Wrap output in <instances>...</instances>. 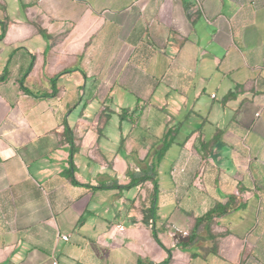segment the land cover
I'll return each instance as SVG.
<instances>
[{
  "label": "crops",
  "instance_id": "0c3cea01",
  "mask_svg": "<svg viewBox=\"0 0 264 264\" xmlns=\"http://www.w3.org/2000/svg\"><path fill=\"white\" fill-rule=\"evenodd\" d=\"M165 260L264 264V0H0V264Z\"/></svg>",
  "mask_w": 264,
  "mask_h": 264
},
{
  "label": "trees",
  "instance_id": "16d2710c",
  "mask_svg": "<svg viewBox=\"0 0 264 264\" xmlns=\"http://www.w3.org/2000/svg\"><path fill=\"white\" fill-rule=\"evenodd\" d=\"M146 180H152V182H153V184H154V194H153V198H152V199L154 200V197H155V195H156V190H157L156 182L152 179V177H150V176L148 175V173H147V175H144V176L142 177V181H146ZM153 200H152V201H153ZM215 212H216L215 210L210 211L205 217H203V219H208V218H210L211 215H213ZM153 213H154V209H153L152 207H151L150 209L144 211V213H143V214H144V218H143L144 223L149 224L150 220H151L152 218H154ZM154 237H155V239H157L156 234H154ZM160 264H168V260H165L164 262H162V263H160Z\"/></svg>",
  "mask_w": 264,
  "mask_h": 264
},
{
  "label": "built area",
  "instance_id": "2783aa9c",
  "mask_svg": "<svg viewBox=\"0 0 264 264\" xmlns=\"http://www.w3.org/2000/svg\"><path fill=\"white\" fill-rule=\"evenodd\" d=\"M120 230H122V229H120ZM62 239L67 240V237L64 236V237H62ZM53 264H56V263L54 262Z\"/></svg>",
  "mask_w": 264,
  "mask_h": 264
}]
</instances>
